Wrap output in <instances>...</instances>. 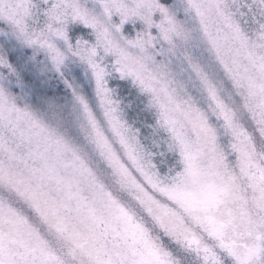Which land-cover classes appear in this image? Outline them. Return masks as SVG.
<instances>
[{
	"label": "snow or ice",
	"instance_id": "1",
	"mask_svg": "<svg viewBox=\"0 0 264 264\" xmlns=\"http://www.w3.org/2000/svg\"><path fill=\"white\" fill-rule=\"evenodd\" d=\"M0 264H264V0H0Z\"/></svg>",
	"mask_w": 264,
	"mask_h": 264
}]
</instances>
